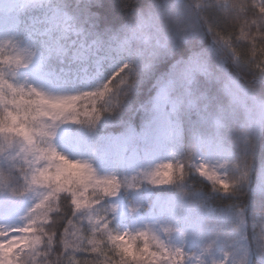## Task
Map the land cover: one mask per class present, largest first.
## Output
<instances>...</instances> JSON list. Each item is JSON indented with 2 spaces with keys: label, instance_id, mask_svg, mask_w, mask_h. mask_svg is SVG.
<instances>
[{
  "label": "snow or ice",
  "instance_id": "obj_1",
  "mask_svg": "<svg viewBox=\"0 0 264 264\" xmlns=\"http://www.w3.org/2000/svg\"><path fill=\"white\" fill-rule=\"evenodd\" d=\"M125 6L130 13L128 23L105 39L86 32L76 16L53 0H0V12L31 9L43 13L32 19L28 46L21 47L15 38L0 40V54L5 44L20 54L0 59V190L13 178L23 181V191L42 190L25 223L0 225V264H29L36 257H40L39 264H188L183 250L166 243L157 231L113 232L107 217L115 206L102 204L122 187L136 188L145 180L153 185L182 181L187 175L185 166L177 161L145 170L132 177L133 181L142 177L140 183H130V176L101 177L88 161L69 159L57 151L53 138L61 124L71 121L94 127L104 113L119 110L142 71L160 56L175 53L181 41L196 38L203 29L211 34L218 68L232 63L252 73L241 82L223 69L230 104L243 108L249 117L247 127L240 129V182H248L255 139L264 133V99H257L256 90V82H264V0H151L144 8L139 0H126ZM32 35L39 38V49ZM38 53L37 67L49 57H70L85 69L95 67L102 82L90 90L59 94L26 80L21 83L19 70L33 64ZM106 62L112 70L105 78L102 65ZM197 76H214L201 53L178 62L168 78L159 82L153 119L173 143L183 134L179 113L195 105L190 85ZM178 89L181 95L171 98ZM215 124L222 127V119L218 117ZM196 170L217 190L230 192L237 186L238 182H229L206 163ZM13 172L18 176L13 177ZM11 191L16 194L18 190L13 187ZM171 231L162 228L165 235ZM242 251L240 264H249V250ZM255 251L264 262V227L257 233Z\"/></svg>",
  "mask_w": 264,
  "mask_h": 264
},
{
  "label": "rangeland",
  "instance_id": "obj_2",
  "mask_svg": "<svg viewBox=\"0 0 264 264\" xmlns=\"http://www.w3.org/2000/svg\"><path fill=\"white\" fill-rule=\"evenodd\" d=\"M24 10L0 12V40L15 38L21 47L28 46L31 42L30 34L22 35L17 30L19 18ZM18 55L20 54L5 44V50L0 54V59L13 58ZM38 59L39 53L34 58L33 64L19 70L18 79L21 83L26 80L27 83L46 92L59 94L90 90L102 82V78L97 72L84 74L82 86L68 90L44 76L43 64L37 67ZM87 69L83 68V72H86ZM158 92L159 89L157 94ZM181 93L182 90L178 89L170 95L175 99ZM190 99L195 101V105L189 106L179 113L181 126L182 123L188 125V137L193 144L197 141L201 143L202 150L198 154V161L215 167L218 173L230 182L229 172L235 169L237 153L232 143L231 127L226 124V121L239 122L240 128L247 127L248 113L243 108L233 105L227 110L226 117L219 116L222 119V127L217 128L215 121L218 117L210 113L205 116L191 94ZM257 99L259 98L257 97ZM249 106L251 107V102H249ZM153 117L152 110L151 119L140 129L132 128L117 136L90 135L86 131V133L84 131L76 132L73 127L78 123L69 121L61 124L56 130L53 143L57 151L69 159L88 161L96 170L97 175L101 177L108 175L120 177L117 172L119 169L123 172L122 178L130 176V183H140L142 177H136L135 181L132 180V177L160 165L174 164L177 160L174 143L159 130ZM182 139L183 135L180 138L181 144H183ZM221 165L223 167H220ZM4 168L6 169L7 165H4ZM11 175L18 176L15 172ZM203 179L212 183L206 177ZM259 181L264 186V166L261 169ZM169 185H153L145 180L139 187H125L133 194L131 202L126 199L123 187L116 196L106 197L102 204L109 208L115 206V211L108 213L109 227L113 232L120 233L148 229L157 231L166 243L183 250L188 257V264H199L200 261L203 264H231L234 257H242L243 248H247L250 252L248 257L250 264L252 250L244 229L245 224H243V235L241 236L236 231L237 223L241 219L236 215L218 216L209 211L198 213L188 202L186 196L181 193L169 196L157 195L153 204L147 208L146 212H143L144 198L148 197L146 193H148L149 187L163 188ZM13 187L18 190L16 194L11 191ZM40 191L42 190L23 191L22 180L16 178L10 180L8 187L0 190V225L20 226L25 223L29 210L40 198ZM165 226L172 229L166 235L162 232V228ZM39 261V257H36L35 261L29 259V264H39Z\"/></svg>",
  "mask_w": 264,
  "mask_h": 264
},
{
  "label": "trees",
  "instance_id": "obj_3",
  "mask_svg": "<svg viewBox=\"0 0 264 264\" xmlns=\"http://www.w3.org/2000/svg\"><path fill=\"white\" fill-rule=\"evenodd\" d=\"M53 2L60 3L69 15L76 16L82 22V27L86 32L90 31L94 35L102 36L105 39L119 33L129 20L130 13L125 6L126 0H53ZM149 3H151V0H139L142 8ZM257 3H259V0H257ZM42 14L41 10L25 9L19 18L17 30L22 35L30 34L32 19ZM32 39H36L37 48L39 49V38L32 35ZM212 47L211 34L206 29H203L194 39L181 41L175 53L160 56L150 69L141 72L134 89L128 94L119 110L104 113L94 127L78 124L73 127V130L76 132L86 131L90 135L117 136L132 128L140 129L151 119L153 101L160 86L159 82L168 78L169 74L173 72L174 65L178 66V62L187 60L195 53L203 54L214 76L213 78L197 76L190 85V94L198 102V107L205 116L210 113L215 115V117H226L228 114L227 110L233 105L230 104L229 97L224 92V83L227 77L223 69H226L227 73L232 76H238L241 82L245 79H250L252 73L246 69H238L232 63H225L223 69L218 68L219 60L216 53L212 51ZM83 68L79 63L73 62L70 57H63L62 59L49 57L43 63V74L56 84L71 90L74 87L79 88L82 86L84 74H94L96 72L93 66H89L86 72H83ZM111 70L112 65L110 63L106 62L102 65L105 78ZM256 90L257 97L264 99V82L257 81ZM226 124L231 127L230 134L237 153L236 165H238V156L243 154V145L242 141L238 139V134L235 133H237V129H241V124L230 121H226ZM187 126L186 123H182L184 129L182 146L185 156L193 145L188 137ZM251 156L252 164L249 179L243 194L235 195L231 191L217 190L213 188L212 183L199 176L191 175L189 184L185 186L183 192L175 183L163 188L149 187L148 193H146L148 197L144 198L145 206L143 212H146L147 208L153 204L157 195L169 196L181 193L186 196L188 202L193 205L198 213L209 211L218 216L236 215L240 219L243 216L245 221L244 229L247 232L252 250L250 264H264L255 251L257 233L264 227V186L259 181L260 172L264 166V133L256 137ZM178 159H181V157L177 154ZM117 172L122 178L123 172L119 169ZM229 173L230 182H232V177L237 174V167ZM123 188L126 199L131 202L133 200L132 192L127 191L125 187ZM83 223L87 224V219ZM76 227L78 229L80 225L77 224ZM60 231H63V229L61 228ZM77 234L79 235L80 233L78 232Z\"/></svg>",
  "mask_w": 264,
  "mask_h": 264
},
{
  "label": "clouds",
  "instance_id": "obj_4",
  "mask_svg": "<svg viewBox=\"0 0 264 264\" xmlns=\"http://www.w3.org/2000/svg\"><path fill=\"white\" fill-rule=\"evenodd\" d=\"M237 134H238V139H240V135H241L240 129H237ZM174 147L177 150V154L181 157V159H178L177 161H179L183 166H185L186 173H187V175L185 176V178L182 181L177 180L175 182V184L180 188L181 192H183L185 186H187L189 184L191 175H196V176H199L201 178H204L196 170L197 166L201 164L197 159L199 152L202 150L201 149V143L199 141L194 143L191 146V150L188 152V154L186 156L184 154L183 146L180 142V139L174 143ZM241 156H242V154L238 156L239 164L241 166L237 168V174L232 177V181L238 182L235 189L233 191H231L235 195L243 194V192L245 190V185H246L243 182H240V174H241L242 167H243L242 162H241ZM196 190H198V189H196ZM237 229H239L238 233H240L242 236L243 235V224H241V220L237 223L236 231H237ZM240 260H241V258H235L234 257L231 264H240Z\"/></svg>",
  "mask_w": 264,
  "mask_h": 264
}]
</instances>
